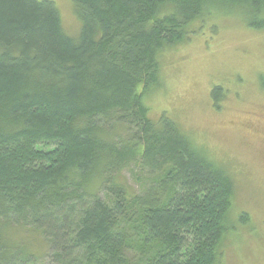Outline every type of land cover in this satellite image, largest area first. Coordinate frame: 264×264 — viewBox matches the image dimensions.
Instances as JSON below:
<instances>
[{
    "label": "trees",
    "instance_id": "16d2710c",
    "mask_svg": "<svg viewBox=\"0 0 264 264\" xmlns=\"http://www.w3.org/2000/svg\"><path fill=\"white\" fill-rule=\"evenodd\" d=\"M72 2L78 38L52 1L0 0V264H224L231 171L145 96L211 6L264 31V0Z\"/></svg>",
    "mask_w": 264,
    "mask_h": 264
},
{
    "label": "rangeland",
    "instance_id": "374dc122",
    "mask_svg": "<svg viewBox=\"0 0 264 264\" xmlns=\"http://www.w3.org/2000/svg\"><path fill=\"white\" fill-rule=\"evenodd\" d=\"M49 1L65 32L78 38L82 23L72 0ZM211 8L212 15L191 25L187 42L164 52L162 86L145 96V104L153 121L163 115L174 120L197 148L231 171L233 229L223 245L224 264H264V31L249 27L244 9ZM215 87L224 91L218 106ZM122 178L137 192L154 180L135 166ZM39 264L49 262L44 257Z\"/></svg>",
    "mask_w": 264,
    "mask_h": 264
}]
</instances>
